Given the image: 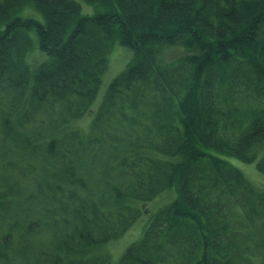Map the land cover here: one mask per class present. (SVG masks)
<instances>
[{
  "label": "trees",
  "instance_id": "1",
  "mask_svg": "<svg viewBox=\"0 0 264 264\" xmlns=\"http://www.w3.org/2000/svg\"><path fill=\"white\" fill-rule=\"evenodd\" d=\"M84 1L0 0V264H111L170 190L118 264H264V187L224 158L264 153V0ZM115 43L132 60L75 129Z\"/></svg>",
  "mask_w": 264,
  "mask_h": 264
},
{
  "label": "rangeland",
  "instance_id": "2",
  "mask_svg": "<svg viewBox=\"0 0 264 264\" xmlns=\"http://www.w3.org/2000/svg\"><path fill=\"white\" fill-rule=\"evenodd\" d=\"M82 7V13L84 15H95L104 11V9L98 5L90 4L84 0H77ZM22 16H31L40 21H43L42 15L35 9H31L29 7L25 8L24 11L21 13ZM31 35L36 38L34 32H31ZM180 48V49H179ZM173 48V49H166L165 50V60L170 63V61L177 58L181 52H183V48ZM133 54L132 52L120 44H113L110 54L108 55V68L105 71L102 84L100 86L98 96L96 100L90 107L87 114L78 120L73 121L71 126L75 129H79L82 131H87L89 128V124L93 117L95 116L96 112L98 111L107 91L109 84L116 78L130 63L132 60ZM47 55L44 52H41L37 45L35 50L29 54L27 57V62L32 69L37 67V65L41 64ZM263 151L260 153L256 162L252 164H246L241 160H238L233 157H224L227 159L231 164L235 167L240 169L251 181H253L256 185L264 187V173L259 171L257 168V163L263 156ZM174 190H170L168 192L163 193L162 195L158 196L155 200L150 202L148 205L144 206L146 210V214H143L138 221L119 239L111 241L106 245L98 247L96 249L97 253L109 254L111 256V264H118V261L122 254L126 251V249L133 243L139 241L146 227L149 225L151 217L155 214L160 208L164 207L165 205L169 204L176 198V192ZM140 206L142 204H139Z\"/></svg>",
  "mask_w": 264,
  "mask_h": 264
}]
</instances>
